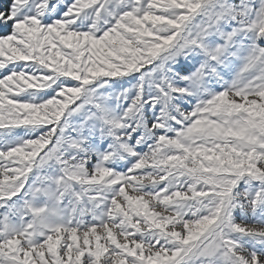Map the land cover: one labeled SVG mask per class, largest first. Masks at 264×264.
Here are the masks:
<instances>
[{"label": "snow or ice", "instance_id": "obj_1", "mask_svg": "<svg viewBox=\"0 0 264 264\" xmlns=\"http://www.w3.org/2000/svg\"><path fill=\"white\" fill-rule=\"evenodd\" d=\"M0 264H264V0H0Z\"/></svg>", "mask_w": 264, "mask_h": 264}]
</instances>
